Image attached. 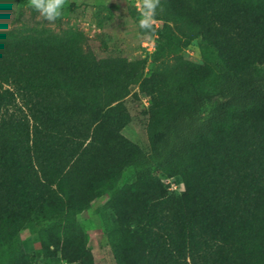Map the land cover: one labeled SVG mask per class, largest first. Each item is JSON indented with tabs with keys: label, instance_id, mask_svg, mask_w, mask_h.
<instances>
[{
	"label": "trees",
	"instance_id": "obj_1",
	"mask_svg": "<svg viewBox=\"0 0 264 264\" xmlns=\"http://www.w3.org/2000/svg\"><path fill=\"white\" fill-rule=\"evenodd\" d=\"M158 6L171 25L142 30L167 55L148 76L146 59L99 58L82 32L0 29V248L55 220L46 252L95 264L75 216L109 193L113 264H264V0ZM194 40L201 64L183 56ZM132 86L149 97L150 157L121 133ZM5 264L36 263L13 251Z\"/></svg>",
	"mask_w": 264,
	"mask_h": 264
},
{
	"label": "rangeland",
	"instance_id": "obj_2",
	"mask_svg": "<svg viewBox=\"0 0 264 264\" xmlns=\"http://www.w3.org/2000/svg\"><path fill=\"white\" fill-rule=\"evenodd\" d=\"M2 26L0 29L14 31L21 35H45L47 32L64 34L82 32L87 37L86 48L90 47L99 58L125 57L128 60L146 59L145 75H150L158 61L167 55L166 49L156 45V35L147 33L142 27L153 24L157 28L166 24L163 10L159 8L160 0H1ZM174 27V24H172ZM186 60L202 63L198 40H194L183 50ZM122 109L128 124L121 133L151 153L147 134L149 122V97L140 92L138 86L127 90L125 98L115 103ZM214 102L208 105L210 110ZM147 167L156 171V162L150 158ZM136 167L126 169L119 185L132 182ZM168 185L170 193H181L183 186L176 177H161ZM110 194L96 199L90 207L75 216L85 230L95 264H113V248L108 234L110 221L102 214V207ZM55 220L30 219L29 224L21 229L7 249L0 248V264H5L13 251L34 256L36 264H76L68 262L54 246L47 253L42 243V230Z\"/></svg>",
	"mask_w": 264,
	"mask_h": 264
}]
</instances>
